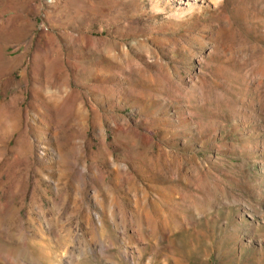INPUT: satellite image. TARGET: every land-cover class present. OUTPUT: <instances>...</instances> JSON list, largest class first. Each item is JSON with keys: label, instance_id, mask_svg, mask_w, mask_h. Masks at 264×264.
<instances>
[{"label": "rangeland", "instance_id": "obj_1", "mask_svg": "<svg viewBox=\"0 0 264 264\" xmlns=\"http://www.w3.org/2000/svg\"><path fill=\"white\" fill-rule=\"evenodd\" d=\"M182 1L0 0V264H264V0Z\"/></svg>", "mask_w": 264, "mask_h": 264}, {"label": "bare ground", "instance_id": "obj_2", "mask_svg": "<svg viewBox=\"0 0 264 264\" xmlns=\"http://www.w3.org/2000/svg\"><path fill=\"white\" fill-rule=\"evenodd\" d=\"M194 1V0H193ZM208 2L212 3L213 5L218 3L220 0H207ZM179 4H184L182 0H178ZM202 2V1H201ZM188 6V3H185Z\"/></svg>", "mask_w": 264, "mask_h": 264}]
</instances>
